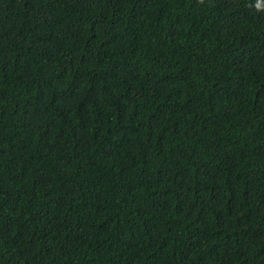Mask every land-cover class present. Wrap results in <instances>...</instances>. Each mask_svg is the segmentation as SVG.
<instances>
[{"label": "trees", "instance_id": "16d2710c", "mask_svg": "<svg viewBox=\"0 0 264 264\" xmlns=\"http://www.w3.org/2000/svg\"><path fill=\"white\" fill-rule=\"evenodd\" d=\"M0 264H264V0H0Z\"/></svg>", "mask_w": 264, "mask_h": 264}]
</instances>
